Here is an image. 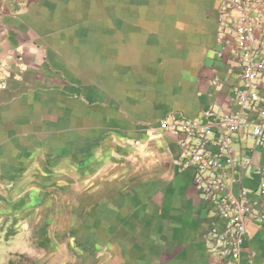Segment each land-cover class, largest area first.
Masks as SVG:
<instances>
[{"label":"crops","instance_id":"crops-1","mask_svg":"<svg viewBox=\"0 0 264 264\" xmlns=\"http://www.w3.org/2000/svg\"><path fill=\"white\" fill-rule=\"evenodd\" d=\"M222 2L0 0L1 230L39 232L46 264H211L222 221L163 122L238 110ZM233 144L254 166L225 169L232 192L259 188L264 146ZM248 229L242 264H264V220Z\"/></svg>","mask_w":264,"mask_h":264},{"label":"built area","instance_id":"built-area-1","mask_svg":"<svg viewBox=\"0 0 264 264\" xmlns=\"http://www.w3.org/2000/svg\"><path fill=\"white\" fill-rule=\"evenodd\" d=\"M218 31L222 45L227 32L234 36L238 110L220 116L207 110L205 122L174 116L163 126L179 135V166L194 170L195 189L222 221L206 234L214 256L211 264H242L243 244L250 234L248 221L264 220V184L257 189L242 187L234 194L224 171L240 168L244 172L254 166L251 155H236V133L245 132L256 145L264 146V0H223ZM6 85L0 79V86Z\"/></svg>","mask_w":264,"mask_h":264},{"label":"rangeland","instance_id":"rangeland-1","mask_svg":"<svg viewBox=\"0 0 264 264\" xmlns=\"http://www.w3.org/2000/svg\"><path fill=\"white\" fill-rule=\"evenodd\" d=\"M36 234L39 232H33L25 226L14 230L11 225H7L5 229H0V264H9L11 260L15 264H46L50 254L37 249L40 237ZM41 243H46V239ZM41 246L46 248L45 245Z\"/></svg>","mask_w":264,"mask_h":264},{"label":"trees","instance_id":"trees-1","mask_svg":"<svg viewBox=\"0 0 264 264\" xmlns=\"http://www.w3.org/2000/svg\"><path fill=\"white\" fill-rule=\"evenodd\" d=\"M9 264H15L14 261L11 260V262Z\"/></svg>","mask_w":264,"mask_h":264}]
</instances>
